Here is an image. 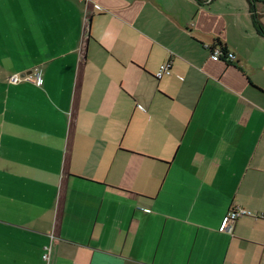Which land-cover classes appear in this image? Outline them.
<instances>
[{
    "label": "crops",
    "instance_id": "obj_1",
    "mask_svg": "<svg viewBox=\"0 0 264 264\" xmlns=\"http://www.w3.org/2000/svg\"><path fill=\"white\" fill-rule=\"evenodd\" d=\"M0 264H264L249 0H0Z\"/></svg>",
    "mask_w": 264,
    "mask_h": 264
},
{
    "label": "built area",
    "instance_id": "obj_2",
    "mask_svg": "<svg viewBox=\"0 0 264 264\" xmlns=\"http://www.w3.org/2000/svg\"><path fill=\"white\" fill-rule=\"evenodd\" d=\"M210 58L213 61H218V60L222 59L226 62H230L234 59V55L230 52L222 51V49L219 47H213L210 50ZM169 72H170V62H165V63L160 65L158 71L155 73V77L157 79H159L163 75L169 74ZM23 79L31 81L35 84H39V73L36 70L33 76L32 75H24V76L11 75L8 77V80L11 83H17ZM248 214H250V213L244 209H233V210L229 211L222 220L221 229L225 230V231H230L231 225H232L231 223L236 218L243 216V215H248ZM42 258L47 261L49 259L48 253L47 252L44 253L42 255Z\"/></svg>",
    "mask_w": 264,
    "mask_h": 264
},
{
    "label": "trees",
    "instance_id": "obj_3",
    "mask_svg": "<svg viewBox=\"0 0 264 264\" xmlns=\"http://www.w3.org/2000/svg\"><path fill=\"white\" fill-rule=\"evenodd\" d=\"M249 1H250L251 17L254 23V27L258 32V34L264 37V26H262L261 23L259 22L258 14L253 11V6H252L253 0H249Z\"/></svg>",
    "mask_w": 264,
    "mask_h": 264
}]
</instances>
